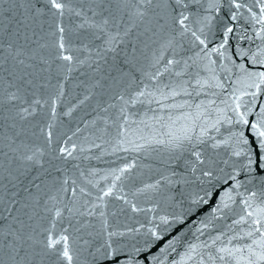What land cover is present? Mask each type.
Listing matches in <instances>:
<instances>
[{"label":"water","instance_id":"95a60500","mask_svg":"<svg viewBox=\"0 0 264 264\" xmlns=\"http://www.w3.org/2000/svg\"><path fill=\"white\" fill-rule=\"evenodd\" d=\"M61 2L0 26L3 264L14 235L26 264H69L49 237L71 264H105L149 230L171 244L151 264H264V173L234 154L239 118H264V0Z\"/></svg>","mask_w":264,"mask_h":264},{"label":"snow or ice","instance_id":"6c2138e0","mask_svg":"<svg viewBox=\"0 0 264 264\" xmlns=\"http://www.w3.org/2000/svg\"><path fill=\"white\" fill-rule=\"evenodd\" d=\"M4 2L5 0H0V5H2ZM8 2L12 5L10 8L4 9L0 7V26H2L4 20L7 19L9 27H11L12 25H16L17 31H19L20 27L27 26L26 17L24 16V12H22L21 9L24 8L25 3H30V0H21L19 4H17V0H8ZM48 2L51 4V7L53 9L63 15V9L65 5L61 2V0H48ZM106 2L107 0H100L101 5ZM148 2L150 3L151 0H148ZM181 2L182 0H175L176 5H180ZM105 11H107L109 15H111V9H105L103 7H101L100 9V15H103ZM261 12L262 16H264V8L261 9ZM77 15H80V13H77ZM181 15L182 19L180 20V23L181 25H183V22L187 19V17L183 16V14ZM103 23L107 24L108 21L104 20ZM94 27H96L100 33L104 32L103 25H94ZM60 30L62 32L63 28H61ZM228 32H231L230 28L228 29ZM225 36H227V32L225 33ZM61 47H63V45H61ZM63 59L70 61L71 57L65 55ZM21 63H23V61H21ZM169 63H171V61H169ZM259 79L261 83H264V73L259 74ZM29 83H31V81H29ZM257 87H259V85H257ZM261 113H264V108L261 109ZM237 123L241 125H248L250 128V135L246 137L243 131L235 133L234 135L236 137V143L237 145H249V147L244 152L237 150L234 154L236 156L246 155L247 167L251 169L253 166H255L257 172L264 173V118L259 119L256 123H251L249 120L241 116ZM169 135L172 134L169 133ZM183 139L191 141L192 137L186 134ZM197 139H199V137ZM197 158L199 157L197 156ZM205 175H210V173H205ZM104 195L107 196L109 195V193L106 192ZM205 195L210 200L213 193L211 191H206ZM201 201H204L203 196L199 197L198 199H194L192 203L199 205ZM204 202L207 203V201ZM189 211L192 212L195 216L198 213L199 208H190ZM57 215H59V213H57ZM161 223L163 225H168L169 221L165 218H162ZM182 223L183 222L178 221L177 228L182 227ZM66 240V237H61L60 240L49 237L46 247L48 249H53L55 245L60 244L61 241H64L62 256L69 262V264H71L72 257L69 255V249ZM25 244L26 241L22 236L14 235L12 243L9 245V257L10 260L14 262V264H26V262L28 261L29 249L25 247ZM144 245V248L133 246L132 250H126L124 248L108 245L106 250L102 253V255L104 256L105 264H151V260L148 256V253L150 251L157 247H160L161 245H163L161 251H165L168 247L171 246L170 243L165 242V239L163 237H161L156 232H153L152 230H149V233L146 234ZM260 259H264V256L260 257ZM0 264H3L2 259H0Z\"/></svg>","mask_w":264,"mask_h":264}]
</instances>
